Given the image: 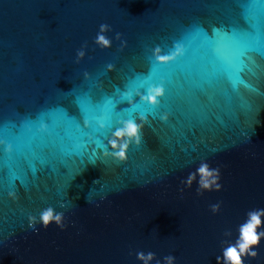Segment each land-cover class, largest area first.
<instances>
[{
  "label": "water",
  "instance_id": "obj_1",
  "mask_svg": "<svg viewBox=\"0 0 264 264\" xmlns=\"http://www.w3.org/2000/svg\"><path fill=\"white\" fill-rule=\"evenodd\" d=\"M246 14L264 18V0H0V264H142L138 252L224 264L247 213L264 209V57L225 73L201 48ZM181 37L192 51L163 98L133 107L155 50ZM129 120L139 143L113 149ZM201 163L219 169V191L198 195L199 175L188 185ZM49 208L61 219L45 227ZM253 250L243 264H264V237Z\"/></svg>",
  "mask_w": 264,
  "mask_h": 264
},
{
  "label": "snow or ice",
  "instance_id": "obj_2",
  "mask_svg": "<svg viewBox=\"0 0 264 264\" xmlns=\"http://www.w3.org/2000/svg\"><path fill=\"white\" fill-rule=\"evenodd\" d=\"M246 17V24L240 31L210 32L206 37H202L203 47L201 51L208 62L219 71L229 73L244 70L251 63L253 53H258L261 57H264V18L254 14H246ZM175 44L178 47L172 45H168L167 49L159 47L160 56L172 57L166 63L157 62L156 57L153 56L149 66L150 75L146 73L145 75L148 78L136 85V91L139 92V95L133 93L132 101H135L133 107L137 104L150 106L146 99L141 101L140 97H147L149 90L154 88H162L166 91L170 84V78L174 77L179 71L178 68L173 66L178 65L191 54L190 37H181ZM154 66L159 67V75H153ZM159 98L156 104L163 97L160 96ZM0 127H2V122H0ZM89 130L94 131V133L100 132V129L92 121H90V128L85 131ZM114 131L116 130L114 129ZM3 141L4 138L0 136V155L4 151Z\"/></svg>",
  "mask_w": 264,
  "mask_h": 264
},
{
  "label": "clouds",
  "instance_id": "obj_3",
  "mask_svg": "<svg viewBox=\"0 0 264 264\" xmlns=\"http://www.w3.org/2000/svg\"><path fill=\"white\" fill-rule=\"evenodd\" d=\"M109 30V26L106 24L100 25V31L98 32L95 43L103 48L110 47L111 41L103 35L106 31ZM119 38V36L117 37ZM178 54V53H177ZM153 55L156 57L157 62L166 63L172 57H162L159 55V49L157 48ZM84 56V51L81 50L77 53V57L81 58ZM163 95L162 88H154L149 90V95L147 97H142V99H146L150 105H155L157 102V98ZM142 126L136 124L134 121H127L124 123L123 127L117 128L113 133L114 139L109 141L110 146L113 149L117 148V141L122 138H128L129 140H135L136 143H139L140 139V128ZM120 150L115 152L114 155L118 158L123 159L125 156V151L127 147V141L121 144ZM196 175L200 176V180L198 181V189L197 194H202L201 189L204 190H213L212 186L214 185V190L219 191L221 189V184L218 182L219 180V169H209L207 163H201L200 166L196 169L195 173L189 174L188 177V185L190 186L192 179L195 178ZM211 178V179H209ZM220 204L217 203L212 205V211L215 213L218 211ZM264 215V209L252 210L247 213V219L243 224L239 226V236L235 243H229L226 248L222 250V256L224 260V264H243L242 257L248 256L255 258L257 252L253 249L259 244L260 239L264 237V231L257 232V228L261 227V216ZM53 219L56 222H59L61 219V215L57 214L55 217L53 216V210L51 208L44 210L41 213L40 220L41 223L46 227ZM154 258V254L149 252L147 254L143 252L137 253V259L142 261V264H149ZM174 257L169 255L164 257L165 264H173ZM221 257H217V261H219ZM157 264H160L157 261Z\"/></svg>",
  "mask_w": 264,
  "mask_h": 264
}]
</instances>
